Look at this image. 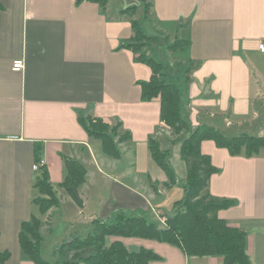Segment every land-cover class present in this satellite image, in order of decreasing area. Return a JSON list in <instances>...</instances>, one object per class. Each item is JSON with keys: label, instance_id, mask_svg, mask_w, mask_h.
<instances>
[{"label": "crops", "instance_id": "crops-1", "mask_svg": "<svg viewBox=\"0 0 264 264\" xmlns=\"http://www.w3.org/2000/svg\"><path fill=\"white\" fill-rule=\"evenodd\" d=\"M148 1L146 12L141 0H108L105 6L90 0H0V251L9 252L6 264H34L18 240L22 223L32 216L44 223L41 255L53 261L56 247L88 235L93 220L108 221L119 210L154 208L166 215L164 208L171 205L173 212L183 196L186 172L180 186L177 177L167 185L150 154V137L168 151V161L174 145L180 153V142L160 121L159 99L142 100L140 83L152 71L127 47L132 20L155 37L150 54L157 60L163 62L154 53L167 52L185 57L186 70L192 67L188 78L176 77L194 126L208 125L227 137L264 136V53L258 48L264 42V0ZM178 35L186 44L173 51L171 37ZM17 58L24 60L19 72L11 70ZM80 114L121 122L120 132L130 138L117 143L119 158L103 152ZM200 148L217 169L209 193L234 202L218 216L244 231L250 263L264 264V149L231 155L210 139ZM36 154L58 198L44 213L35 202L43 196L35 185L42 169L32 168ZM65 158L86 169L78 187L81 206L61 186ZM115 240L129 251L153 250L159 258L148 264L223 261L142 237L107 236L106 245Z\"/></svg>", "mask_w": 264, "mask_h": 264}, {"label": "trees", "instance_id": "trees-1", "mask_svg": "<svg viewBox=\"0 0 264 264\" xmlns=\"http://www.w3.org/2000/svg\"><path fill=\"white\" fill-rule=\"evenodd\" d=\"M90 1L105 6L108 0ZM141 1L144 10L148 12L152 4L148 0ZM131 23L134 36L132 43L127 47L136 54L137 61L146 63L152 71L150 79L140 83L142 100L159 99L160 121L170 127L172 135H177L181 130L180 126L184 122L188 123L181 111L182 90L174 82L164 80L163 62L151 54L150 56L143 54V42H147L144 40L152 41L155 37L146 34L136 20H132ZM170 47L177 49L174 45ZM139 50L141 55L136 53ZM191 69L192 67L187 69L188 74ZM79 119L88 135L101 141L105 154L114 158L120 157L117 143L130 138L128 131L120 132L121 122L111 125L101 118L82 114ZM204 139L213 140L218 147L226 148L231 155L251 156L264 149V137L248 134L227 137L211 126L198 125L191 136L180 141V157L186 167V183L183 187V196L176 202L175 210L171 214H162L166 217L164 226H158L156 222L150 221L152 211L147 213L119 210L108 221L93 220V230L88 235L62 241L53 252L54 260L47 261L41 255L43 237L41 228L44 223L32 216L20 227L18 240L22 254L34 264H148L149 261L159 258L157 253L148 248L129 251L119 240L113 241L109 246L106 245L107 236H122L168 242L180 247L188 255H220L223 259L222 264H251L244 249V231L218 216V211L231 206L233 200L218 198L209 193L210 176L217 169L211 164L209 156L201 152L200 142ZM176 140L173 138V142ZM148 146L151 157L167 176V185L174 184L176 176L168 161V151L162 150L159 143L151 137L148 139ZM40 160L39 154H36L35 162ZM65 167L66 176L61 186L74 202L81 206L82 199L78 187L84 181L86 169L70 158H65ZM40 168L42 171L35 185L42 195H47L51 199L46 200L43 196L35 199L40 211L44 213L57 206L58 199L49 183L47 170L43 165ZM8 257V251H0V264H6Z\"/></svg>", "mask_w": 264, "mask_h": 264}, {"label": "rangeland", "instance_id": "rangeland-1", "mask_svg": "<svg viewBox=\"0 0 264 264\" xmlns=\"http://www.w3.org/2000/svg\"><path fill=\"white\" fill-rule=\"evenodd\" d=\"M147 34L150 35L149 33H147ZM171 40H172L171 41L172 42V46L173 45L176 46L177 49L184 48L185 47L186 42H185V39L182 36L178 35V37L176 39L175 38L173 39L171 37ZM144 41H147V42H143L144 46L142 48V52H143L144 55L146 53L147 55L150 56L151 47H152L153 44H155L154 43V40H152V41L144 40ZM162 45L165 46L166 45V42L165 41L162 42ZM172 50L174 51L175 49H172ZM136 53L138 55H141L140 50L138 52H136ZM164 54H167V52L154 53V55H157L158 57H160L162 59V61L164 62V64H165L164 67H163L164 80L167 81V82H174L176 85H178L179 84L178 78H180V79L181 78H186L185 76L188 77V75H189L188 72H187V70L185 69L186 68L185 66H186L187 60L183 56H176V54H173L172 55V53H170L168 55V57H166L167 55H164ZM182 83H183V81H182ZM182 83H181V85H182ZM178 86H179L178 88H181L180 85H178ZM186 109H187V105L185 103V99H183L182 100V108H181L182 116H183L184 119H187L188 123L187 122H184L180 126L181 127V130L179 131V133L177 135L176 134L175 135H172L171 134L170 127H168L167 125H165V124L162 123L163 126H164V128L167 129L170 132L169 134H171L174 138L177 139L176 142L183 141L188 136H191L192 133H193V131L198 127V125H195L194 126L188 120V116L186 114L187 113L186 112ZM259 137H264V136H259ZM169 159H170L169 160V163L174 168V171L176 173V177H177L176 184H177V186H180L182 184V180H180L178 178L182 177L185 174L186 167H185V163L182 161V159L180 157L179 145H174L173 148H170ZM43 197L46 198V200L47 199H50V198H48L47 195H43ZM169 206H171V205H169ZM168 207L167 208H164L165 213L166 214H171L172 212L171 211H168L169 210ZM150 221L156 222L158 224V226H164V224L160 223L158 221V219H156L153 215L150 216ZM60 232H61V230L59 228L58 230H56V232H54L53 235H55V236H53V237L56 238L57 235L60 234ZM59 238H60V236L58 237V239ZM68 240L70 241L71 239H68ZM46 253H47V250H46Z\"/></svg>", "mask_w": 264, "mask_h": 264}, {"label": "built area", "instance_id": "built-area-1", "mask_svg": "<svg viewBox=\"0 0 264 264\" xmlns=\"http://www.w3.org/2000/svg\"><path fill=\"white\" fill-rule=\"evenodd\" d=\"M258 48L261 52L264 53V42H260L259 45H258ZM24 69V60L22 58H17V59H14L12 64H11V70L12 71H16V72H19V71H22ZM44 165V162L42 160H40L39 162L37 163H34L32 168L34 170H37V169H40V167ZM152 211V214L158 219V221L162 224L165 225L166 223V217L164 215H162L161 213H159L156 209L152 208L151 209Z\"/></svg>", "mask_w": 264, "mask_h": 264}]
</instances>
